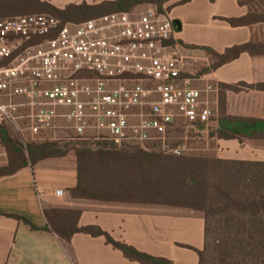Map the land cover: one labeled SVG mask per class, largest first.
I'll list each match as a JSON object with an SVG mask.
<instances>
[{"label":"built area","instance_id":"1","mask_svg":"<svg viewBox=\"0 0 264 264\" xmlns=\"http://www.w3.org/2000/svg\"><path fill=\"white\" fill-rule=\"evenodd\" d=\"M179 47L174 19L153 4L81 22L0 17V121L32 138L65 133L183 155L187 144L170 135L218 120L211 85L191 84Z\"/></svg>","mask_w":264,"mask_h":264},{"label":"trees","instance_id":"2","mask_svg":"<svg viewBox=\"0 0 264 264\" xmlns=\"http://www.w3.org/2000/svg\"><path fill=\"white\" fill-rule=\"evenodd\" d=\"M169 1L102 0L71 2L59 8L48 0H0V17L36 11L50 13L62 23L81 22L111 12L129 11L142 3L154 4L162 10L163 5ZM190 1L192 0H175L168 6V10ZM222 19L232 26H242L264 22V13H247ZM178 43L203 49L209 54L211 62L203 69L205 73L244 52L250 55L264 54V42L233 45L222 52L206 45L186 44L180 39ZM219 85L220 116L216 137L237 140L240 144L245 140H264V119L228 115L225 111L224 90H234L236 87L223 83ZM250 86L264 90V83ZM4 124L0 121V144L5 149L7 162L0 165V176L12 175L28 165L33 167L44 159L66 155L67 150L52 141L30 142L23 147L8 134ZM177 129L183 131L182 127ZM178 142L188 144L187 136ZM96 143L100 147L95 150L83 146L75 153L76 183L67 190L71 197L201 210L204 214V243L201 250L195 249L199 256L197 264H264V161L223 157H172L145 151H134L124 156L115 150L113 144ZM185 161L192 165L184 168L182 163ZM193 165L199 170L195 171ZM152 168H155L154 172ZM173 182H178L179 185L173 186ZM184 187L193 188L191 190H196V195L185 197L181 192ZM80 213L79 209L74 208L44 209L46 224L42 229L65 242L76 233L103 236L108 244L130 260L141 264H175L166 257L140 251L122 240H116L97 225L80 226ZM10 216L22 220L32 229L38 228L23 216ZM257 254L259 257H256Z\"/></svg>","mask_w":264,"mask_h":264},{"label":"crops","instance_id":"3","mask_svg":"<svg viewBox=\"0 0 264 264\" xmlns=\"http://www.w3.org/2000/svg\"><path fill=\"white\" fill-rule=\"evenodd\" d=\"M48 1L55 5L56 0ZM239 1L192 0L186 4L198 5L186 16L178 11L180 5L172 7L168 14L178 21L177 38L186 44L203 45L198 44V39L204 33L200 27L206 25L204 42L219 52L233 45L264 42V22L232 26L222 19L255 11L253 6ZM255 6L264 8V3L256 2ZM189 27H193V38L186 41ZM207 78L215 84L235 85L234 90H224L228 115L264 119V90L250 86L264 83V54L241 53L206 73L204 79ZM232 142L239 148L232 159L264 161V140ZM222 145L225 149L229 146ZM5 161L1 159L0 163ZM75 183L74 164L57 165L51 159L23 167L12 175L0 176V264H141L126 258L103 236L76 233L65 242L42 229L46 224L43 210L52 207L79 209L80 226L97 225L114 239L140 251L166 257L175 264H197L199 256L195 249L201 250L204 243L201 212L162 204L128 203L136 205L128 207L125 203L78 198L60 201ZM57 189H62L63 194L56 195ZM10 214L25 217L38 228L32 229Z\"/></svg>","mask_w":264,"mask_h":264},{"label":"rangeland","instance_id":"4","mask_svg":"<svg viewBox=\"0 0 264 264\" xmlns=\"http://www.w3.org/2000/svg\"><path fill=\"white\" fill-rule=\"evenodd\" d=\"M102 0H56L55 5L58 7H63L66 4L71 3V2H99ZM175 0H170L169 2H166L162 9L164 8L165 10L168 11V6L174 2ZM243 3H247L251 6L254 7L255 11H250L249 13H264V8L257 7L255 6L256 2L257 3H264V0H241ZM149 3H142L134 7L136 10H141L145 5ZM154 5V4H153ZM197 3H192V4H184L180 5L178 8V11L182 13L184 16L188 15L191 9H194L197 7ZM156 6V5H155ZM157 7V6H156ZM253 10V8H251ZM31 13H40V12H31ZM24 14H29V13H24ZM17 15V14H16ZM193 30V27H189V35H186L184 40L190 41L191 38H193V35L191 34V31ZM200 30L204 31L202 34L201 38L198 39L200 42L198 44H205L204 41H206V25H202L200 27ZM179 53L182 56V62L183 66L182 69L184 71V75L188 76L191 79V84L195 87L198 88H205L208 85H211V88L208 92V97L211 105L215 109V117L219 118L220 116V110H219V91H220V85L218 83H214L211 81V79H204L206 73L204 72V68L208 67L211 60L209 54L200 48H191V47H186L184 45L179 44ZM186 49V50H185ZM209 81V82H208ZM211 81V82H210ZM211 83V84H210ZM214 119V118H213ZM218 122L216 124H212V127L209 126L208 128H192L188 129L189 127H184L182 128L183 131L176 129L171 135V144H177L179 143V139H184L187 136L188 139V150L181 156H176L170 153L163 152L156 144L149 145L147 148H142L139 146H133L129 148H123L119 147L117 144H115L112 141H102V140H83V139H78L75 138L73 135L69 134H59L58 137H51L48 136L42 137V138H32L27 132H18L15 130L11 125H5L8 134L13 138L16 139L18 142L22 144L23 147H25L26 143L30 142H41V141H52V142H57L61 148L66 149V155L63 157H58V158H48L53 160L54 162L57 163V165H63V166H70L74 164V168L76 167V151L78 149H81L83 146L89 147L92 150L97 149L99 146H97L96 142H108L110 144H113V147L115 150L120 151L121 153L124 154V156H128L129 154H132L134 151H145L149 153H154V154H161L164 156H172V157H191V158H199V157H207V158H217V157H223V158H233L235 157L236 151H239V148H237L235 142H232V140H228L225 142L224 139H220L216 137L215 131L218 127ZM215 125V126H213ZM237 141V140H236ZM256 141V140H255ZM223 143H227L229 146L227 149L223 147ZM109 144V145H110ZM111 146V145H110ZM222 146V147H221ZM236 154V155H235ZM188 158V159H189ZM5 159L6 161L1 164H5L7 162V155L5 152V149L3 146L0 144V160ZM192 164H189L188 162L182 163V166L184 168L190 167ZM35 166V165H34ZM193 168L195 171H198L199 169L193 165ZM153 172L155 168H152ZM178 173L180 174L181 172L178 170ZM173 186L179 185V183L173 182ZM194 184V182H191ZM172 186V187H173ZM181 192H183L186 196H192L194 197L196 195V190H191L193 188L191 187H184ZM172 188H170V191ZM75 197H71L69 193L66 191L64 192L63 198H61L60 201H65V199H71L73 200ZM75 200V199H74ZM124 205H127L128 207H135L134 205L125 203ZM144 209V208H142ZM203 214V211H199ZM256 257H259L257 254Z\"/></svg>","mask_w":264,"mask_h":264},{"label":"water","instance_id":"5","mask_svg":"<svg viewBox=\"0 0 264 264\" xmlns=\"http://www.w3.org/2000/svg\"><path fill=\"white\" fill-rule=\"evenodd\" d=\"M179 24H178V21H175V29L178 31L179 30Z\"/></svg>","mask_w":264,"mask_h":264}]
</instances>
